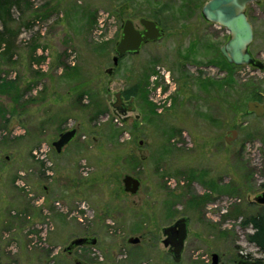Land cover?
<instances>
[{"label":"rangeland","instance_id":"1","mask_svg":"<svg viewBox=\"0 0 264 264\" xmlns=\"http://www.w3.org/2000/svg\"><path fill=\"white\" fill-rule=\"evenodd\" d=\"M206 1L9 0L19 18L0 7V77L18 87L0 92V264H174L162 229L182 215L191 222L179 264L264 258L244 224L263 211L254 198L264 191V115L244 114V97L264 92V69L226 64L229 33L205 19ZM247 14L250 50L264 61V0ZM142 17L158 18L165 37L115 65L122 25L142 28ZM157 66L171 69L180 102L162 109L161 95L141 92L134 111L116 112L115 93L143 87ZM128 174L141 180L135 194L124 190ZM82 236L97 243L65 251Z\"/></svg>","mask_w":264,"mask_h":264},{"label":"water","instance_id":"2","mask_svg":"<svg viewBox=\"0 0 264 264\" xmlns=\"http://www.w3.org/2000/svg\"><path fill=\"white\" fill-rule=\"evenodd\" d=\"M262 0H207L202 7V14L210 22L216 23L225 27L229 33V40L221 47V51L227 61L234 65H254L259 68H264V62L256 59L249 47L254 40L253 24L246 13L248 4L252 2L260 3ZM142 25L145 27L144 31L137 29L131 19L125 21L122 26V36L115 48V55L113 57L114 64L117 65L119 58L127 53L137 54L143 44L149 40H158L163 36L157 24L146 18L141 19ZM109 73H112L110 70ZM108 99L112 100V95L108 94ZM115 101L111 103L114 110L118 113H127L134 111V107L124 108L125 101L123 91L115 93ZM133 98L130 102H133ZM247 112H255L258 116L264 114V105L258 101H249L247 104ZM77 134V129L72 128L60 134L59 138L53 142L57 152H61L67 144H69ZM238 135L237 129H231L228 132L225 140L227 143L233 141ZM124 190L129 193H137L141 180L134 175H126L123 179ZM254 202L264 205V191L257 194ZM188 217L178 219L173 225L165 226L163 233L166 236L164 240L165 246H172V253L175 255V260L179 261L184 247V241L187 237L188 231ZM139 237H129V243H138ZM97 243L96 237L82 236L74 238L65 251L71 253L75 248L84 245H95ZM119 264V263H110ZM212 264L220 263V256L218 253L212 254Z\"/></svg>","mask_w":264,"mask_h":264},{"label":"flooded vegetation","instance_id":"3","mask_svg":"<svg viewBox=\"0 0 264 264\" xmlns=\"http://www.w3.org/2000/svg\"><path fill=\"white\" fill-rule=\"evenodd\" d=\"M257 3V2H256ZM201 12H202V10H201ZM246 13H247V10H246ZM248 15V14H247ZM142 18H146V19H150V20H152V21H154L156 24H157V26L160 28V30H161V32L163 33V36L161 37V38H159L158 40H149V41H147V42H145L144 44H143V46L141 47V49H140V51L143 49V47H145L146 45H149V44H153V43H157L158 41H160L161 39H163L164 37H165V35H166V30H165V28L162 26V23H161V21L157 18H155V17H142ZM141 18V19H142ZM249 18V17H248ZM141 19H140V23H141ZM132 20V19H131ZM207 20V19H206ZM249 20H250V18H249ZM133 21V20H132ZM208 21V20H207ZM251 21V20H250ZM134 22V21H133ZM209 23H212V24H214V25H218V24H216V23H213V22H210V21H208ZM252 23V22H251ZM134 25H135V23H134ZM141 25H142V23H141ZM123 26V25H122ZM218 26H220V27H223V26H221V25H218ZM136 27V26H135ZM137 29H139V30H141V31H144L145 30V27L142 25V28H138V27H136ZM225 28V27H224ZM254 28V27H253ZM226 29V28H225ZM227 30V29H226ZM228 31V30H227ZM228 33H229V31H228ZM122 36V35H121ZM254 36H255V31H254ZM229 38H230V33H229ZM229 38H228V40H229ZM227 40V41H228ZM226 41V42H227ZM225 42V43H226ZM224 43V44H225ZM192 44V43H191ZM223 44V45H224ZM252 44V43H251ZM222 45V46H223ZM116 46H117V44H116ZM192 46V45H191ZM251 46V45H250ZM194 47H193V49H192V51L191 52H193L194 51ZM140 51L138 52V53H140ZM220 51H221V48H220ZM249 51L251 52V50H250V47H249ZM191 52H189V53H182V54H180L181 55V57H184L183 59H184V61L186 62L189 58H190V55L192 54ZM137 53V54H138ZM221 54H222V57L227 61V59L225 58V56L223 55V53H222V51H221ZM251 54L255 57V55L251 52ZM126 55H135V54H132V53H127ZM125 56V55H124ZM121 58V57H120ZM119 58V59H120ZM256 58V57H255ZM256 59H258V58H256ZM190 60V59H189ZM228 62V61H227ZM264 62V61H263ZM206 63L207 64H209V59L206 61ZM229 63V62H228ZM231 64V63H230ZM232 65H234V64H232ZM234 66H238V65H234ZM254 66V65H253ZM254 67H257V66H254ZM257 68H259V67H257ZM259 69H264V68H259ZM150 76H151V78H150ZM149 80H151L150 82H149ZM206 83L208 86H207V88H208V90L207 89H205V88H203L202 87V83ZM202 89H204L205 91H207V93H209V78H202V79H198V83H197ZM134 87V85L132 86V87H130V88H133ZM146 89H147V92H148V96L150 95V94H152V93H157L158 94V96H160L161 95V97H160V99H158V101H157V103L160 105V106H162V109H164V108H171L174 104L175 105H177V103H179L180 101H177L178 99L176 98V96H175V91L177 90V87H176V81H175V79H174V77L172 76V71H171V69H169V68H167L166 66H157L156 67V69H153L152 70V72L150 73V75H149V77H148V80H147V84H146ZM150 92V93H149ZM259 93V96H254L253 97V99H251V100H248L247 101V103H246V109H245V113L244 114H247V115H250V114H253V115H256V116H258L255 112H251V113H248L247 112V104H248V102L249 101H258V102H260V103H262L263 105H264V92H262V91H259L258 92ZM123 97H124V101H125V105H124V108H129V107H134L133 109H135V104H134V102H135V100H136V98H137V96H130L129 98H126L125 96H124V94H123ZM134 99L133 100V102H130L131 101V99ZM149 98V97H148ZM150 100V99H149ZM156 103V104H157ZM151 104L154 106V111L156 110V104L155 103H153V102H151ZM149 105H150V103H149ZM264 115V114H263ZM262 115V116H263ZM259 117H261V116H259ZM182 217H188L189 218V223H188V231H187V237L185 238V241H184V247H183V251H182V253H181V258H180V260L179 261H176L175 260V255L172 253V251H171V249H172V246L171 245H169V246H165V244H164V240L166 239V236L164 235V233H163V229H162V233H163V236H164V238L162 239V243L164 244V246H165V248H166V252H167V255H168V257H170V259L172 260V262L174 263V264H179V263H181V261L183 260V255H184V253H185V251L187 250V246H188V242H189V236H190V222H191V217L190 216H188V215H182V216H180V217H178L177 219H175L173 222H171L170 224H168L167 226H169V225H173L178 219H180V218H182ZM164 228V227H163ZM140 238V241L138 242V243H131V244H139L140 242H141V237H139ZM80 247H82V246H80ZM241 257H244V258H246L247 259V261L248 262H245V263H243V262H241V260H239L238 261V264H264V263H257V261H256V259H261V258H253L251 255H246V256H241ZM207 262L209 263V259L207 260ZM197 263H199V261H193V263L192 264H197ZM220 263H223L222 261H221V259H220ZM225 264V263H224Z\"/></svg>","mask_w":264,"mask_h":264},{"label":"trees","instance_id":"4","mask_svg":"<svg viewBox=\"0 0 264 264\" xmlns=\"http://www.w3.org/2000/svg\"><path fill=\"white\" fill-rule=\"evenodd\" d=\"M0 7L1 8H5V10L7 12H9V10L11 12V9H12V7L10 9L9 0H1L0 1ZM2 30L0 31V33L2 32ZM3 40H4L3 34H0V44L1 45L3 44ZM5 50L7 52L10 51V45H8L5 48ZM226 64L227 65H230V66H233L232 64L228 63L227 61H226ZM148 77H149V75L147 74L146 75L145 83L143 82V87H139V85H135L133 88H127L125 91H123L124 96L126 98H129L132 95L138 97L140 95V93L142 92V94H144V97L147 98L148 92H147V89H146V84H147ZM231 79H232L231 76H229L228 77V82L231 81ZM15 84H17L15 81H13V82H6V83L5 82H2L1 81V77H0V92L10 93V91L13 90L11 88H14V87L18 88L17 86H15ZM207 86L208 85L205 82L202 83V87L208 90ZM6 88H9V89H6ZM16 91L18 92V89ZM246 95H248V96L244 97V100H247L248 101L250 99H253L254 96L255 97L256 96H259V93L256 92L254 95H252V94H246ZM18 97H19V94H18ZM18 97L16 95L13 98H15L16 101H18L17 100ZM148 103H150V102H148ZM150 106L154 110V106L151 103H150ZM219 187L220 186H217L218 189H219ZM244 224L251 225L252 228L254 229L253 233H251L250 235H248V240L251 243L255 244L264 253V205H263V211L261 213H258L256 215H252V216L248 217L244 221ZM240 260L243 263L248 262L247 259L244 258V257H240ZM256 261H257V263H264V258L256 259Z\"/></svg>","mask_w":264,"mask_h":264},{"label":"built area","instance_id":"5","mask_svg":"<svg viewBox=\"0 0 264 264\" xmlns=\"http://www.w3.org/2000/svg\"><path fill=\"white\" fill-rule=\"evenodd\" d=\"M11 12H12V15L13 16H15V17H17V18H19V16H20V12L16 9V8H12L11 9ZM36 25H34V27H35ZM31 28L32 27H30V28H28V29H26V28H22V31H21V33H20V36H19V41L20 42H23V43H26V42H28L30 39H31V37L33 36V33H32V31H31ZM3 29V27H2V25L0 24V31ZM35 153L37 154V151H35Z\"/></svg>","mask_w":264,"mask_h":264}]
</instances>
